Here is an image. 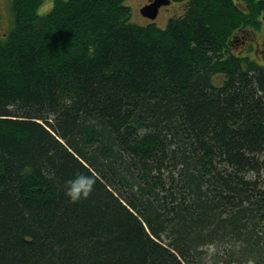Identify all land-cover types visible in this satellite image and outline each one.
I'll return each mask as SVG.
<instances>
[{"label":"trees","instance_id":"1","mask_svg":"<svg viewBox=\"0 0 264 264\" xmlns=\"http://www.w3.org/2000/svg\"><path fill=\"white\" fill-rule=\"evenodd\" d=\"M127 1L10 2L0 264H264V62L228 52L264 0Z\"/></svg>","mask_w":264,"mask_h":264},{"label":"rangeland","instance_id":"2","mask_svg":"<svg viewBox=\"0 0 264 264\" xmlns=\"http://www.w3.org/2000/svg\"><path fill=\"white\" fill-rule=\"evenodd\" d=\"M10 2L11 0H0V16H1L0 31L1 32L8 31L11 26L12 15L10 11ZM148 2L149 0H128L127 2H125V4L130 6L132 10V19H131L132 22L140 23L144 25L149 22V20L145 19V17H143L140 13V9L144 7ZM52 7H53V0H44V3L41 5L39 9V14L40 15L47 14L52 9ZM182 7L183 5L180 6V4L179 5L173 4L168 9L166 7H162L155 23L159 25L161 28H165L171 16L176 14H181L183 12ZM247 264H254V263L250 262Z\"/></svg>","mask_w":264,"mask_h":264},{"label":"flooded vegetation","instance_id":"3","mask_svg":"<svg viewBox=\"0 0 264 264\" xmlns=\"http://www.w3.org/2000/svg\"><path fill=\"white\" fill-rule=\"evenodd\" d=\"M152 1V0H149ZM168 9L173 4L183 5L187 0H169ZM264 13L260 14L259 20L263 21ZM241 35V36H240ZM240 36V38H239ZM242 38V39H241ZM241 39V40H240ZM245 41H244V40ZM229 54L239 58H248L258 64L264 62V25L258 30H250L246 25L238 26L229 39ZM240 43V44H239ZM241 44L243 47L241 48ZM246 44V45H245ZM239 46V47H238Z\"/></svg>","mask_w":264,"mask_h":264},{"label":"water","instance_id":"4","mask_svg":"<svg viewBox=\"0 0 264 264\" xmlns=\"http://www.w3.org/2000/svg\"><path fill=\"white\" fill-rule=\"evenodd\" d=\"M169 3V0H153L150 4H147L141 8L140 12L144 17L150 20H155L158 16L160 7L163 5H168Z\"/></svg>","mask_w":264,"mask_h":264},{"label":"bare ground","instance_id":"5","mask_svg":"<svg viewBox=\"0 0 264 264\" xmlns=\"http://www.w3.org/2000/svg\"><path fill=\"white\" fill-rule=\"evenodd\" d=\"M263 19H264V16H263ZM240 36H241V35H240ZM240 36H239V38H240ZM241 39H242V38H241ZM241 39H240V40H241ZM243 40H244V39H243ZM244 41H245V40H244ZM239 44H240V43H239ZM245 45H246V44H245ZM240 46L243 47V44H241ZM260 62H261V61H260Z\"/></svg>","mask_w":264,"mask_h":264},{"label":"clouds","instance_id":"6","mask_svg":"<svg viewBox=\"0 0 264 264\" xmlns=\"http://www.w3.org/2000/svg\"><path fill=\"white\" fill-rule=\"evenodd\" d=\"M68 191H69V193L71 194L72 190H71V189H68ZM73 198L75 199L76 197H75V196H73Z\"/></svg>","mask_w":264,"mask_h":264}]
</instances>
